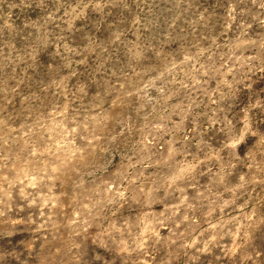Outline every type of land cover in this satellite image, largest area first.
Listing matches in <instances>:
<instances>
[{
	"label": "clouds",
	"instance_id": "9594fccd",
	"mask_svg": "<svg viewBox=\"0 0 264 264\" xmlns=\"http://www.w3.org/2000/svg\"><path fill=\"white\" fill-rule=\"evenodd\" d=\"M0 264H264V0H0Z\"/></svg>",
	"mask_w": 264,
	"mask_h": 264
}]
</instances>
